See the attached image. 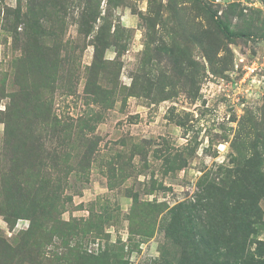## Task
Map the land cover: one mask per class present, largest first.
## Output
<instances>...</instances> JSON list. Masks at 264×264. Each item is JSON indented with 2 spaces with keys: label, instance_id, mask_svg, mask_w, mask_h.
<instances>
[{
  "label": "rangeland",
  "instance_id": "1",
  "mask_svg": "<svg viewBox=\"0 0 264 264\" xmlns=\"http://www.w3.org/2000/svg\"><path fill=\"white\" fill-rule=\"evenodd\" d=\"M263 40L264 0H0V264H264Z\"/></svg>",
  "mask_w": 264,
  "mask_h": 264
},
{
  "label": "built area",
  "instance_id": "2",
  "mask_svg": "<svg viewBox=\"0 0 264 264\" xmlns=\"http://www.w3.org/2000/svg\"><path fill=\"white\" fill-rule=\"evenodd\" d=\"M238 60L239 64L237 67L241 64L242 84L247 79L255 81L259 75L264 77V43L263 48L257 56V60H245L243 57H239Z\"/></svg>",
  "mask_w": 264,
  "mask_h": 264
},
{
  "label": "trees",
  "instance_id": "3",
  "mask_svg": "<svg viewBox=\"0 0 264 264\" xmlns=\"http://www.w3.org/2000/svg\"><path fill=\"white\" fill-rule=\"evenodd\" d=\"M216 23H217V26L219 27V29H220V30H221L226 36H228V37H232L233 35H235V33L231 32V31L229 30V28H228L226 25H224L222 22L217 21Z\"/></svg>",
  "mask_w": 264,
  "mask_h": 264
}]
</instances>
